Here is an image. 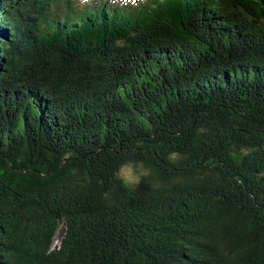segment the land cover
Wrapping results in <instances>:
<instances>
[{"label":"trees","instance_id":"obj_1","mask_svg":"<svg viewBox=\"0 0 264 264\" xmlns=\"http://www.w3.org/2000/svg\"><path fill=\"white\" fill-rule=\"evenodd\" d=\"M0 129V264H264V0H0Z\"/></svg>","mask_w":264,"mask_h":264},{"label":"rangeland","instance_id":"obj_2","mask_svg":"<svg viewBox=\"0 0 264 264\" xmlns=\"http://www.w3.org/2000/svg\"><path fill=\"white\" fill-rule=\"evenodd\" d=\"M79 1L87 2L88 0H79ZM108 1H112L114 3H118L119 2L120 3V6L122 8H124V7H127V5L131 1H133V0H108ZM135 2H136V0H135ZM105 3H107V2H105ZM64 163H66V162H64ZM62 167L63 166H61L59 169L54 170V173L51 174V175L49 174V175L50 176L54 175L57 171H59L60 169H62ZM146 173L147 172L142 167L128 165V166H125L122 169V171H121V177L130 186H136L138 184V182L140 181V179L142 178V175H145ZM50 176H48V177H50ZM56 244H58V239L57 238L55 239L54 246Z\"/></svg>","mask_w":264,"mask_h":264},{"label":"bare ground","instance_id":"obj_3","mask_svg":"<svg viewBox=\"0 0 264 264\" xmlns=\"http://www.w3.org/2000/svg\"><path fill=\"white\" fill-rule=\"evenodd\" d=\"M66 4V3H65ZM68 12H70V11H68ZM112 15H114V14H112ZM125 20V19H124ZM109 21V20H108ZM119 22V21H118ZM111 23V22H110ZM126 23H127V21H126ZM112 24V23H111ZM119 24H120V22H119Z\"/></svg>","mask_w":264,"mask_h":264},{"label":"water","instance_id":"obj_4","mask_svg":"<svg viewBox=\"0 0 264 264\" xmlns=\"http://www.w3.org/2000/svg\"><path fill=\"white\" fill-rule=\"evenodd\" d=\"M62 166H64V165H62ZM53 173H54V171H53L51 174H53ZM51 174H50V175H51ZM50 175H48V176H50Z\"/></svg>","mask_w":264,"mask_h":264}]
</instances>
